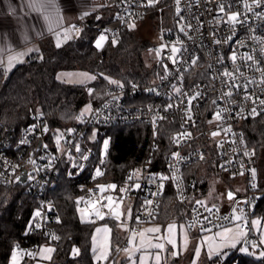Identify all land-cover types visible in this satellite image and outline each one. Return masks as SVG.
Returning <instances> with one entry per match:
<instances>
[{"label":"built area","instance_id":"2783aa9c","mask_svg":"<svg viewBox=\"0 0 264 264\" xmlns=\"http://www.w3.org/2000/svg\"><path fill=\"white\" fill-rule=\"evenodd\" d=\"M95 1L99 4H93ZM166 1L173 5L179 27L152 48L159 52L156 64L165 68L162 75L153 81L113 86L106 100L93 105L90 115L82 116L74 131L64 134L61 145L48 129L45 131L41 113L33 115L31 123L21 131L0 127V186L36 199L40 213L35 229L40 240L33 252L28 254L19 244L13 247L21 253L23 262L35 264L40 246L50 236L48 223L58 213L52 194L63 175L79 190L76 203L81 207H87L88 200L99 199V206L104 209L107 199L102 198L125 189L123 200L136 207L130 223V232L135 235L140 233L135 225L157 219L170 180L178 202L188 212L186 225L191 234L239 224L246 233V243L260 244L253 218L261 199L243 123L264 114V104L260 103L264 100V0H179V3L157 0L152 5L148 0H94L89 7L80 9L76 20L68 25L72 40L80 39L91 28L93 18L105 20L93 26L98 38L104 35L107 39H117L130 25L136 26L145 19L151 6ZM237 13V20L230 21L229 16ZM65 34L66 27H62L55 35L65 40ZM173 48L177 51L173 52ZM226 72L231 76L225 75ZM0 73L7 74L2 65ZM208 106L206 118L204 109ZM217 113L219 121L209 125ZM164 123L168 124L164 132L170 134L172 148L164 158L165 168L156 170L151 155L125 177L122 186L107 181L113 143L111 130L146 125L151 131L154 151ZM105 141H108L107 149ZM206 151L212 154V164L217 169L221 166L227 173L243 178V195L235 192L234 199L225 197L216 206L190 200L185 171L203 161ZM97 170L102 175L98 176ZM137 184L139 187H135ZM99 186H104L103 190ZM237 216L239 220L234 218ZM96 221V217L90 219L92 223Z\"/></svg>","mask_w":264,"mask_h":264},{"label":"trees","instance_id":"16d2710c","mask_svg":"<svg viewBox=\"0 0 264 264\" xmlns=\"http://www.w3.org/2000/svg\"><path fill=\"white\" fill-rule=\"evenodd\" d=\"M145 19L153 21L160 33L166 34L170 29L174 31L179 27L170 1L151 6ZM104 22L93 18L90 21L91 28L80 39L63 41L59 47L54 37H47L41 42L36 57L19 65L8 75L0 73V127L21 131L31 123L33 115L41 113L51 135L58 132L65 134L78 126L83 107L88 103L96 105L106 100L113 86L131 81H153L165 72L162 65H156L149 57L151 55H147L156 42L152 43L137 33V26L141 22L123 31L117 39L104 41L101 49L97 48L96 41L99 38L93 26ZM62 70H83L95 74L98 80L93 84V94L86 86L58 81L57 74ZM113 80L118 83H111ZM165 125L168 124H163L159 145L154 151L151 150L152 137L148 126L137 124L113 128L106 180L118 182L122 186L125 177L151 155L156 170H163L164 158L172 150L170 134L164 132ZM243 128L253 154L252 162L258 179L257 192L263 195L255 214L264 215V114L247 119ZM198 164L185 171L193 203L201 199L209 184ZM193 179L195 182L192 184ZM227 190L225 188L224 194ZM79 194L66 175L62 176L58 188L52 194L58 213L56 219L48 223L50 236L45 238V242L55 246L53 261L56 264H94L91 240L95 226L101 221L85 223L80 220L76 203ZM37 209L36 199L0 186V264H10L16 244L21 245L28 254L33 252L40 240L35 231ZM188 217L186 208L177 200L172 182L167 180L159 215L154 222L166 224L177 220L186 223ZM114 237L116 245L123 244L122 235L116 232ZM74 248L79 249L77 256L72 255ZM23 264H27V261ZM226 264H264V260L235 255Z\"/></svg>","mask_w":264,"mask_h":264},{"label":"rangeland","instance_id":"374dc122","mask_svg":"<svg viewBox=\"0 0 264 264\" xmlns=\"http://www.w3.org/2000/svg\"><path fill=\"white\" fill-rule=\"evenodd\" d=\"M70 27L67 25L66 31L68 39L57 40L59 43L63 41L72 40ZM181 29V28H180ZM137 33L144 39L155 43L162 39L166 34L170 33L172 29L166 32L160 33L156 29L155 24L150 19L143 20L136 29ZM164 33V34H163ZM107 40V39H106ZM105 40V41H106ZM103 43V42H102ZM40 52V51H39ZM158 51L151 50L147 55L152 58L153 63L156 64L155 58L157 57ZM157 65V64H156ZM14 69H11L7 72L6 75L13 72ZM94 77V78H93ZM57 79L61 83L69 85H83L88 87L90 93L93 94L94 86L98 80L97 76L91 72L83 70H73L66 71L62 70L58 72ZM91 103H88L83 107L81 113L84 116H88L92 110ZM87 109V111H86ZM210 107L204 109L205 115L207 118ZM82 116H80L81 118ZM215 121L218 122L217 114L209 121V125L214 126ZM80 122V119H79ZM74 129H71L69 132H73ZM64 133L58 132L54 135L59 145L62 144L64 139ZM203 161L198 164V167L201 168L203 175L208 180L207 191L201 196V201L208 204L209 206H216L223 198L225 188L233 189L236 194L243 195L245 193V183L242 177H236L231 174L227 175L225 169L221 166L219 169H215L212 161L214 160L212 154L209 151L204 152ZM136 187V185H135ZM125 191H119L118 193H108L104 198L107 199V204L104 209H101L99 206V199L88 200L87 207L77 206V211L79 218L82 222L90 223L92 217H96L97 221L101 223L97 224L94 228V232L91 240V252L93 257L94 264H158L156 256H160L159 264H226L227 261L231 260L235 255L237 256H250L257 260L262 259L259 255L261 251H264V244L249 243L245 245L246 239L245 236L241 237L239 242L235 247L230 245H225L224 247L215 248V245L220 244L221 240L219 237H216V233L222 232L225 228H230L235 231H240V228H237V225H231L227 227L220 228L212 232H204L199 235L193 236L187 228L185 222H180L177 220H172L166 224L161 221L142 223L138 226L140 233L135 235V239L132 238L133 233L130 232V223L132 222L134 215V204L131 202H126L123 200V195ZM130 210V215H129ZM104 211V212H103ZM119 216V219H117ZM107 220H110L111 223ZM253 223L255 231L258 235L259 242L264 239V215L261 213L255 214L253 218ZM175 225V230L173 233L167 231L168 225ZM160 228L159 232H147L146 229L149 228ZM109 231L97 232V229H105ZM119 232L123 236V244L116 245L114 242V236L116 232ZM144 233L143 244H141V233ZM185 233L187 234V242L185 243ZM95 237V240L93 239ZM206 237H214V241L206 240ZM169 239L174 240L175 246L169 243ZM131 241V242H130ZM155 244H163L164 249H158L153 247ZM212 244V252L209 254L210 248L209 245ZM253 244L258 245L253 247ZM51 248L53 251L47 252L45 249ZM200 249V254L197 257L196 250ZM241 248H247L248 251H241ZM77 249V248H74ZM128 249V251H124ZM107 251V258L97 260L96 257L99 255L100 251ZM16 253L15 264H23L21 258V253L18 251H13ZM55 252V246L49 242H45L40 246L38 251L37 261L35 264H56L53 261ZM12 253V256H13ZM176 253V255H173ZM73 256H77L72 251ZM10 260V264H13V260Z\"/></svg>","mask_w":264,"mask_h":264},{"label":"crops","instance_id":"0c3cea01","mask_svg":"<svg viewBox=\"0 0 264 264\" xmlns=\"http://www.w3.org/2000/svg\"><path fill=\"white\" fill-rule=\"evenodd\" d=\"M93 1L52 0L55 9L37 11L30 7L32 0H0V65L6 69L8 57H17L20 53H23L19 56L22 62L14 61L11 69L36 57L45 38L52 36L57 41L56 32L75 21L77 12L89 7ZM93 4L98 5L99 2L95 1ZM49 13L53 16L51 25L45 19ZM224 195L219 203L224 201Z\"/></svg>","mask_w":264,"mask_h":264},{"label":"snow or ice","instance_id":"6c2138e0","mask_svg":"<svg viewBox=\"0 0 264 264\" xmlns=\"http://www.w3.org/2000/svg\"><path fill=\"white\" fill-rule=\"evenodd\" d=\"M155 2H157V0H148V4H149V5H152V4H154ZM177 3H179V0H177ZM30 7H32L33 9H35V10H37V11H41V10L48 9V8L55 9V5L52 3V0H32V3H31V5H30ZM221 11H223V6L221 7ZM87 14H88V13H85V15H87ZM238 15H239L238 13H237V14H232L231 16H229V20H230V21H236ZM45 19L48 20L49 23H50V25H51L52 20H53L52 13H49L48 15H46V16H45ZM130 27H134V25H130ZM72 29H75V25L72 26ZM49 30H51V27H50ZM181 30L183 31V29H181ZM68 31H71V29H69ZM76 31L78 32L79 29H76ZM57 35H59V34H57ZM68 38H69V37L67 36V34H65V39H68ZM106 39H107L106 36L101 35V36L99 37V39L96 41V47H97V48H101V47H102V42H104ZM113 43H115V41H113ZM217 43H219V41H217ZM57 46L59 47V41L57 42ZM172 51H173V52H176L177 49L173 48ZM157 54H159V52H158ZM22 55H23V53H20V54H18L17 57H13V56H9V57H8V67L5 69V73H7L8 71L11 70V68L14 66V61H15V62H22V61L19 60V56H22ZM232 59H233V61H235V59H236L235 55H233ZM248 59L251 60L252 57L249 56ZM193 63H195V61H193ZM225 75H227V76H231V73H227V72H226ZM93 78H94V77H93ZM110 82L113 83V84H117V83H118L117 81H114V80H113V81H110ZM262 82H264V81H262ZM120 86L122 87V85H120ZM227 94H228V95H231L230 92L227 93ZM260 103H261V104H264V100H261ZM86 111H87V109H86ZM252 111H253V113L256 112L255 109H253ZM81 116H83V113H81ZM219 118H220V114L217 113V119H219ZM45 131H47V128H45ZM213 135H217V133H213ZM104 146H105V149H107L108 141H105V142H104ZM77 151H79V148H78V147H77ZM174 155H178V154H174ZM246 155H247V153H246ZM201 158H202V157H201ZM85 159H86V157H85ZM30 162H33V161H30ZM252 172H253V176H255V170H254V169L252 170ZM96 174H97L98 176H99V175H102V173H101L99 170H97V173H96ZM241 174H243V173H241ZM129 179H131V176L129 177ZM160 179H161V180H165V179H168V177H161ZM99 187L101 188V190H103V188H104V186H99ZM107 187H109V188H115L116 186H115V185H108ZM136 187H139V185L137 184ZM160 187L163 188V184H161ZM253 187H255L254 184H253ZM121 191H125V189H121ZM228 198H229V199H232V198H233V194H232L231 192L228 193ZM78 203H79V201H78ZM149 203H151V202L149 201ZM197 203H201V204H202L203 202H201V201H197ZM209 211H211V210L209 209ZM36 215L39 216L40 213L37 212ZM129 215H130V210H129ZM234 218H235L236 220H239V219H240L239 216L234 217ZM117 219H119V216H117ZM253 223H258V222L254 221ZM239 227H240V226L237 225V228H239ZM174 230H175V225H173V224L168 225L167 231H168L170 234L173 233ZM101 231H105V232H107V231H109V230H108L107 228H105V229H97V232H98V233L101 232ZM146 231H147V232H159V231H160V228H159V227H157V228H149V229H146ZM140 235H141V244H143L144 233L142 232ZM244 236H246V233H245L244 231H242V230H240V231H235V232H234L233 229L225 228L222 232L216 233V237H219V238H220L221 243L215 245V248L218 250L219 248L224 247L225 245H230V246H232V247H235L236 244L239 242L240 238H241V237H244ZM54 238H55V239H58V237H54ZM132 238L135 239V233H133ZM93 239L95 240V237H94ZM205 239H206V240L214 241L215 238H214V237H206ZM130 242H131V241H130ZM168 242L171 243V244H173V246H175V242H174V240L169 239ZM186 242H187V234L185 233V243H186ZM260 243H261V244H264V239H262V240L260 241ZM152 246H153V247H156V248H158V249H162V250L164 249V245H163V244H155V245H152ZM257 246H258V245L253 244V247H257ZM209 248H210V252H209V254L211 255L213 245L210 244V245H209ZM240 250H241V251H244V252H247V251H248L247 248H241ZM44 251L51 252V251H53V249L48 248V249H45ZM124 251L127 252L128 249H125ZM73 253L78 255V254H79V249H73ZM199 254H200V249L197 248V250H196V255H197V257L199 256ZM107 255H108L107 251H103V250H102V251H100L99 255H97L96 259H97V260H100V259H102V258L106 259V258H107ZM173 255H176V253H173ZM259 255H260L261 257H264V251H261V252L259 253ZM15 259H16V253L14 252V253H13V256H12L13 264H15ZM156 260H157V262H158V264H159V261H160V256H159V255L156 256Z\"/></svg>","mask_w":264,"mask_h":264},{"label":"water","instance_id":"95a60500","mask_svg":"<svg viewBox=\"0 0 264 264\" xmlns=\"http://www.w3.org/2000/svg\"><path fill=\"white\" fill-rule=\"evenodd\" d=\"M20 179L22 180V181H25V178L24 177H20ZM229 192H231L232 194H233V198L232 199H234L235 197H236V194H235V192H234V190H232V189H228L227 191H226V197H227V199L228 200H232V199H229L228 198V193ZM263 197V195H260L259 196V198L261 199ZM248 243H245V245H247Z\"/></svg>","mask_w":264,"mask_h":264}]
</instances>
